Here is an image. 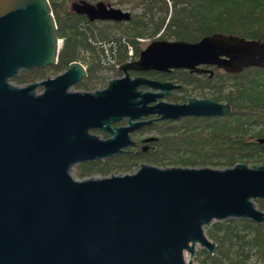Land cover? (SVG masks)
<instances>
[{"label":"water","instance_id":"95a60500","mask_svg":"<svg viewBox=\"0 0 264 264\" xmlns=\"http://www.w3.org/2000/svg\"><path fill=\"white\" fill-rule=\"evenodd\" d=\"M90 19L129 20L103 0L74 2ZM50 0H0V264H196L197 245L214 252L205 228L232 217L264 222V163L159 166L76 177V164L127 152L130 132L155 119L218 116L230 103L166 97L183 84L131 70L264 65V41L215 32L197 41L153 39L102 88H73L87 75L78 60L26 84L21 70L57 62L62 39ZM145 86L146 88H142ZM42 87L41 91L38 88ZM155 114L154 118L143 117ZM125 119L127 124H111ZM111 134L101 138L91 129ZM149 136L145 140H153ZM257 141L264 145V136ZM189 254V257H187Z\"/></svg>","mask_w":264,"mask_h":264},{"label":"trees","instance_id":"16d2710c","mask_svg":"<svg viewBox=\"0 0 264 264\" xmlns=\"http://www.w3.org/2000/svg\"><path fill=\"white\" fill-rule=\"evenodd\" d=\"M79 1L50 0L56 33L62 39L57 62L21 70L14 82L26 84L56 75L78 60L85 64L87 75L75 86L94 90L104 87L112 76L104 74V69L113 70L114 76L122 75L119 65L138 58L153 39L197 41L220 32L264 41V0H118L131 8L130 19L121 21L90 19L72 7ZM210 67L212 75L184 68L148 74L185 85L169 94V101L183 102L195 93L230 103L229 112L145 125V130L157 132L147 151L134 149L84 161L76 166L75 175L125 173L134 171L141 162L219 168L237 162L264 163V145L257 141L264 136V65H250L239 72ZM255 201L264 210V197ZM205 231L216 247L211 253L200 246L194 256L196 264H253V260L264 264V222L232 217L212 222Z\"/></svg>","mask_w":264,"mask_h":264},{"label":"flooded vegetation","instance_id":"af4514ba","mask_svg":"<svg viewBox=\"0 0 264 264\" xmlns=\"http://www.w3.org/2000/svg\"><path fill=\"white\" fill-rule=\"evenodd\" d=\"M203 68H211L210 66H208V65H203L202 66ZM131 71H135V70H131ZM130 71V72H131ZM154 71H156L155 69H148V70H139V71H135V73L134 72H132V73H130V75L132 76V77H134V76H137V75H142V76H146V77H149V78H152V79H158V80H162V81H167V80H165V79H160V78H158V77H156V76H152L153 74H154ZM158 71V70H157ZM205 72H207V71H205ZM152 74V75H149V74ZM213 73H211L210 72V75H212ZM171 81V80H170ZM176 83H181V84H183L182 82H176ZM185 87V85L183 84V87L182 88H184ZM142 88H146L145 86H142ZM182 88H180V89H182ZM177 90V89H176ZM175 90H173L172 92H174ZM171 92V93H172ZM170 93V94H171ZM188 97V96H187ZM187 99V98H186ZM156 115L155 114H151V115H148V116H145V117H143L142 118V120H144V119H150V118H154ZM158 120H160V119H155L153 122H155V121H158ZM152 122V123H153ZM152 123H150V124H152ZM125 124H127V121L125 120V119H122V120H120V121H116V122H113L111 125L113 126V127H116V126H119V125H125ZM150 124H144V125H142V126H140L139 128H137V129H134V130H132L131 132H130V136H131V138L135 141V143L133 144V145H131V146H129L128 148H127V152H130V151H132V150H136V149H139V150H143V151H147L148 150V148H149V143L151 142V141H153V140H155V139H153V140H145L146 138H148L149 136H155L156 137V134H157V132H154V131H151V132H149V131H147V130H145V125H150ZM91 132L92 133H96V134H98L101 138H108V137H110L111 136V134H109L108 132H106V131H104V130H101V129H99V128H94V129H91ZM121 154H123V153H121ZM114 155H118V154H114ZM114 155H112V156H114ZM111 157V156H110ZM105 158H107V157H105ZM105 158H102V159H105ZM101 160V159H100ZM92 161H98V160H92ZM81 163V162H80ZM79 164V163H78ZM78 164H76L75 166H74V169L76 168V166L78 165Z\"/></svg>","mask_w":264,"mask_h":264},{"label":"rangeland","instance_id":"374dc122","mask_svg":"<svg viewBox=\"0 0 264 264\" xmlns=\"http://www.w3.org/2000/svg\"><path fill=\"white\" fill-rule=\"evenodd\" d=\"M105 2H107V3H111L112 5H114V6H116V7H120V8H122V9H125V10H131V8H130V5H129V3H125V4H120V3H118V0H104ZM137 9H139V8H137ZM146 45V44H145ZM84 64V63H83ZM85 65V64H84ZM104 74H106L108 77L109 76H111V78L112 77H116V76H114V74H113V70H111V69H104ZM51 76H54V75H51ZM117 76H120V75H117ZM41 80V79H40ZM14 82V81H13ZM14 83H16V82H14ZM16 84H18V83H16ZM73 88H75V89H81V88H79V87H77V86H74ZM42 90V87H39L38 88V91H41ZM81 90H85V89H81ZM193 95H195V96H197L195 93L193 94ZM198 97V96H197ZM166 100H167V98H166ZM169 101V100H168ZM138 168V167H137ZM136 168V169H137ZM135 169V170H136ZM134 170V171H135ZM130 172H132V171H130ZM72 173L75 175V169L73 168V171H72ZM76 176V175H75ZM77 177V176H76ZM200 247V245H197V249ZM187 257H189V254H187ZM253 264H260L259 263V261H255V260H253Z\"/></svg>","mask_w":264,"mask_h":264}]
</instances>
